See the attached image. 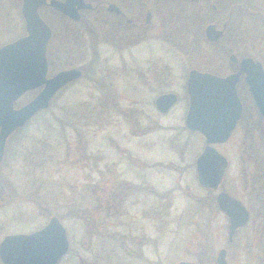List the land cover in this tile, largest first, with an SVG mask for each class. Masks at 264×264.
Here are the masks:
<instances>
[{
	"label": "rangeland",
	"instance_id": "obj_1",
	"mask_svg": "<svg viewBox=\"0 0 264 264\" xmlns=\"http://www.w3.org/2000/svg\"><path fill=\"white\" fill-rule=\"evenodd\" d=\"M114 1L124 6V1L131 4L135 0ZM188 2L175 0L177 7L162 9L163 14L155 22L160 23V26L155 24V37L125 50L121 48L120 35L123 33L119 31L116 19L96 13L91 20L97 18L98 22L92 23L91 27L87 23L77 26L63 18L58 19L52 10L46 9L57 35L48 53L53 62L50 76L72 68H82L84 72L80 80L58 94L50 107L51 113L55 111L52 120L58 134L64 131L61 126H73L66 129L71 146L66 144L65 136H61L64 144L59 159L62 168L60 173L53 172L54 178L63 180L66 193L76 186L79 191L93 186L99 197L105 195L106 198L108 190L117 182L111 179L114 176H121L120 181H147L163 190L176 189L168 227L146 215V208L141 204L132 208L133 201L128 208L129 218L124 219L123 215L118 223L113 217L115 210L109 212L106 209L105 212L95 211L93 221L83 219L65 223L71 252L59 264H172L193 260L194 252L199 251L200 240L196 234L200 232H193L195 227H185L188 219H181L195 195H206L198 183L194 164L206 144L199 134L185 130L189 109L186 85L190 67L213 68L214 65H210L216 58L211 47L201 39V24L207 19L201 13L205 6ZM164 3L169 5V0ZM20 4L22 6L20 0H0V47L26 35ZM169 13L175 15L172 21ZM171 26L173 33L168 34ZM64 33L69 35L68 38ZM93 36L97 37L96 41ZM59 38L64 39L66 45ZM90 69H94L93 74L97 73L94 78L87 77ZM160 88L180 97L178 104L164 115L155 106V98L163 93ZM101 112L103 115L99 116L101 123L98 124ZM42 118L35 117L25 130L10 137L1 167L2 175L7 179L22 172L25 149L30 146L32 137L37 139L43 132H49L44 131L46 126L39 124ZM247 138V131L240 130L228 143L217 146L230 161L224 187L244 202L247 178L244 179L242 170L250 161ZM58 139L51 138V141ZM186 141L188 147L180 149ZM245 142L248 143L244 147ZM190 188L196 194L190 193ZM212 196L215 198L217 193ZM9 217L14 219L12 214ZM23 217L27 218L24 214ZM212 218L218 225L217 231L222 226L227 230L228 220L224 214L214 213ZM202 219L199 216L196 224L202 225ZM47 223L31 219L9 224L6 226L9 231L5 230L0 242L8 235L36 232ZM129 231L135 236V247L136 243L138 248L141 247V253L132 257L124 253L125 235Z\"/></svg>",
	"mask_w": 264,
	"mask_h": 264
},
{
	"label": "water",
	"instance_id": "obj_2",
	"mask_svg": "<svg viewBox=\"0 0 264 264\" xmlns=\"http://www.w3.org/2000/svg\"><path fill=\"white\" fill-rule=\"evenodd\" d=\"M45 5L74 20L80 19V10L93 8L85 0H23L26 35L0 48V166L10 137L40 112L48 110L64 88L83 76L82 70L77 68L49 76L48 44L53 32L40 14ZM108 9L121 13L115 4H110ZM205 34L212 42H217L222 36L215 25L208 26ZM244 73L258 110L264 117V68L260 63L244 59L240 72L224 78L196 69L191 70L188 76L189 109L185 126L205 138L206 147L197 159L196 170L198 183L206 189H219L229 167L227 157L215 146L232 137L241 118L243 106L237 85ZM38 89L41 91L32 100L16 107L26 93ZM178 102L176 93H166L158 96L156 106L161 114H167ZM217 202L230 219L229 233L233 236L248 222L249 211L227 192H221ZM70 250L67 228L53 217L36 232L5 236L0 242V261L2 264H59ZM177 264L195 263L181 261Z\"/></svg>",
	"mask_w": 264,
	"mask_h": 264
},
{
	"label": "flooded vegetation",
	"instance_id": "obj_3",
	"mask_svg": "<svg viewBox=\"0 0 264 264\" xmlns=\"http://www.w3.org/2000/svg\"><path fill=\"white\" fill-rule=\"evenodd\" d=\"M60 1H65V0H60ZM85 1L86 3L92 4L93 8L80 10L79 20L71 19L70 17L62 14L61 12H59L58 10H56L55 8L49 5L43 6L40 9V14L43 10L46 9L56 10L62 16V18L68 21L70 24L79 26L82 23H87L89 24V27L92 26V23L94 24L98 22L96 20L97 18H95V20L93 21L91 20V17L94 16L96 13L98 15L103 14L104 16L114 18L117 20L116 23L118 25L119 31L123 33V35L122 34L120 35L122 37L121 48L125 50L128 48L138 46L139 44H142L145 40L149 39L150 37L154 38L155 32L157 31L156 27L157 25L160 26V23L158 24L155 22H157L158 21L157 18L161 17V15L163 14L162 9L167 8V10H170L172 6L173 8L177 7L175 0H169V5H165L164 0H135L131 4L128 3L127 1H124V6L118 1L115 2L114 0H95V1L85 0ZM187 1H190L191 3L204 4L205 8L201 13L203 16H207V19L201 24V39H203L208 46L211 45L213 46V47L211 46L212 48L215 49L213 51V56L216 58V61L210 65V66L214 65L213 70H207V69L199 70L190 67V71L196 69L204 73H211L224 78L240 72L242 69L243 60L249 58L252 59L255 63H260L264 68V0H187ZM21 2L23 4V0H20V3ZM110 4L117 5L120 8L121 13L110 11L108 9ZM19 6H20L21 16L23 17L21 4ZM169 16H170V21H172L171 18L175 17V15L171 13H169ZM155 24L157 25L155 26ZM173 25H175V21ZM210 25H215L216 29L222 32V36L217 42L209 41L205 34L206 28ZM50 27L52 29L53 35L49 44L53 41L54 36L56 35L55 25L54 26L50 25ZM173 29L174 28H172L171 26V28L168 29V34L170 33L172 34ZM23 32H26V26H25V31ZM260 33L263 35L260 36L259 38H256L255 35ZM64 35L67 38L69 36L66 33H64ZM92 38L94 41L97 40L96 36H93ZM59 40L63 41V43L66 45L64 39L59 38ZM232 56L234 58H232ZM152 66L153 68H155L154 64ZM77 69H80L83 72L82 68H77ZM49 76H50V63H49ZM188 76H187V80H188ZM143 77H146V74H144ZM246 78L247 75L245 73L242 74L237 85V90L240 100L242 102L243 110H242L241 118L237 123L236 129L233 132L232 137L240 130L247 131L248 138L246 139V141L250 142L249 143L250 145L248 146L253 147L252 153L248 156L250 157V161L252 160L254 163L256 159L257 160L258 159L261 160V158L263 159L262 155H264V117L261 115L260 111L258 110L255 99L253 98L252 93L249 90V86L247 84ZM40 91L41 89L34 90L31 92H36L35 94L36 96ZM31 92L26 93L20 100H23L26 97V95ZM166 93H175V92L166 91L159 94L158 96ZM158 96L155 98V106H156V99L158 98ZM187 98H188V94H187ZM179 101H180V97H179ZM28 102L23 103L21 106L27 104ZM17 103H16V107H17ZM185 129L188 132H191L186 128V126ZM193 133L199 134L205 140L204 136L201 135L200 133L198 132H193ZM231 138L226 143H228L231 140ZM248 142H245L244 147L247 145L246 143ZM224 144H218L215 147L220 152L217 146ZM260 146L261 148H263L262 152L257 149ZM205 147L201 150V152L198 154L195 160L194 163L195 168H196L197 159L203 153ZM229 168H230V161H229V167L226 171L223 182L219 189L217 190L206 189L200 185V187L206 193L207 192H210L211 194L217 193V196L215 197L216 205L218 208V212L224 214L228 220L227 230L225 226H222V229H219L217 231L216 228L218 227V225L213 223L215 221L214 219L204 220L202 224L204 225V227L202 226L200 230L198 228H196L197 230L193 229L192 230L193 232H197V231L200 232V234H196L199 235L196 238L200 240L198 243L199 246L197 248V250L199 251L194 252V259L189 260V262L195 264H264V190L257 191L255 188H252L250 191L246 189L245 202L247 201V203H245L243 200L239 199L236 195L230 193L224 187V184L226 182V175ZM252 169L253 167L251 168V170ZM242 174L244 178L249 179V181L248 180L246 181V184L248 182L250 184H253V181H255L256 178L255 172L251 171L248 173L242 170ZM221 192H227L232 197L241 201L249 211L250 218L248 222L244 226L239 227L233 236H231L229 233L230 219L223 211L220 210L217 202V197ZM190 221L194 222L193 220ZM195 221L198 223L197 220ZM222 254L223 257L221 258L220 256Z\"/></svg>",
	"mask_w": 264,
	"mask_h": 264
},
{
	"label": "trees",
	"instance_id": "obj_4",
	"mask_svg": "<svg viewBox=\"0 0 264 264\" xmlns=\"http://www.w3.org/2000/svg\"><path fill=\"white\" fill-rule=\"evenodd\" d=\"M52 11L58 19L62 18L56 10ZM41 15L51 26H54V23L47 18L46 10H43ZM55 36L53 41H55ZM53 41L48 46L49 54ZM212 47L211 51H214L215 49ZM50 62V66H53V62L51 60ZM204 69L213 70L214 68L205 67ZM52 70L53 69H51V71ZM92 70L90 69L88 71L87 77L92 76V78H94L93 75H97L96 72L93 74ZM161 90L162 92H165L166 89L160 88V91ZM35 94L36 92L27 94L23 100H20L17 103V107L30 101ZM100 115H103L102 112L98 115V124L101 123ZM37 116H43L41 123L39 124L46 126L44 131L49 132H43V135L39 136L37 139L32 137L30 146L25 149L26 151L23 157L24 166L22 172H19L16 176L14 175L12 179H7L1 172V167L4 164V161L0 166V219H2V217L4 218L3 221L0 222V240L1 236L5 235V230H8L6 229L7 225L26 222L31 219L32 221L40 219L43 224L47 223L51 218L57 217L63 224H71V222L74 223L76 220L83 219H91L93 221L95 211L105 212L104 210L106 209L109 212H113V210H115V212H113V217H115L117 220L116 223H118L122 219L123 215L124 219L129 218L130 209L128 210V208L131 201H133L132 208H134L133 206L137 207L141 204L146 208L144 213L149 215L152 220L159 224L164 223V227L169 226L170 221L168 220L170 218V211L174 202L173 200L175 199L176 189L163 190L147 181H144L143 183L130 182L125 179H121L122 181H120V178H122L121 176H114L111 179L117 182L111 190H108V198H106L105 195L99 197L98 191L93 186L83 187L81 191H79L78 186H76L69 193H66L63 180L55 179L53 172L60 173V169L62 168L59 160L62 156V146L64 147L61 136H65L64 139H66V144L68 143L70 145L69 138L67 137L68 135L66 136V129L67 127L72 129L73 126H61V130L64 129V131L63 133L58 134L57 126L53 124L52 120L55 116V111L51 113V108H49L47 111L40 112ZM26 127L27 126L18 130L15 134H19L22 130H25ZM75 128L78 130V127ZM190 133L195 134L193 132ZM51 138L52 140L57 138L59 139L56 142H52ZM176 142H179V140ZM185 147H188L187 141L180 149L184 150ZM257 149L261 152L263 150L261 146ZM252 150L253 147L250 146L247 154L250 155ZM262 157L263 159H256L254 163L252 160L247 162L246 168L243 170L248 173L251 171L255 172L256 178L255 181H253V184L248 182L245 185L250 191L252 188H255L257 191L264 190V155H262ZM97 165L98 163L96 166ZM107 167L109 168V165H107ZM252 167L253 169L251 170ZM247 180L249 181L248 178ZM189 190L191 191L190 193L196 194L194 189L190 188ZM195 196V200L191 201L188 210H186L184 215L181 216V219H188L185 227H195L193 229L198 228L200 230L202 226L204 227V225L196 224L197 222L195 220H197L199 216L201 219L203 218V221L213 219V214L218 212V208L216 200L210 192H207L205 196ZM10 214L13 215L14 219L9 217ZM23 214L24 216H27V218H24ZM190 220H193L194 222H191ZM132 233L133 231H129L125 235L127 240L124 241V253L128 257H132L135 253L136 255L141 253V247L138 248L139 246L137 243V248L134 245L135 236L132 235ZM129 242L132 246L131 249L133 250L129 248ZM176 263L174 262L172 264Z\"/></svg>",
	"mask_w": 264,
	"mask_h": 264
}]
</instances>
